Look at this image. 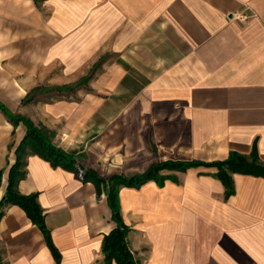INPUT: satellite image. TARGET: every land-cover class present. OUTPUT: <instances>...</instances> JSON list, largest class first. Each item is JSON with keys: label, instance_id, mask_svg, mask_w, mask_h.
Listing matches in <instances>:
<instances>
[{"label": "crops", "instance_id": "crops-1", "mask_svg": "<svg viewBox=\"0 0 264 264\" xmlns=\"http://www.w3.org/2000/svg\"><path fill=\"white\" fill-rule=\"evenodd\" d=\"M99 60L78 100L23 103L32 90L71 85L44 84L60 65L88 70L81 80ZM0 100L100 175L254 148L264 165V0H0ZM25 132L0 111V199ZM26 169L18 189L38 193L61 260L11 205L0 221L3 262L101 264L116 227L106 193L38 155ZM217 172L164 169L163 182L120 188L138 264H264V176L233 173L227 196Z\"/></svg>", "mask_w": 264, "mask_h": 264}, {"label": "trees", "instance_id": "trees-1", "mask_svg": "<svg viewBox=\"0 0 264 264\" xmlns=\"http://www.w3.org/2000/svg\"><path fill=\"white\" fill-rule=\"evenodd\" d=\"M100 62L102 60L94 64L91 69L92 72H94ZM92 72L76 84L40 87L32 90L25 97L23 103L35 100L36 96H43L44 100H48L50 99L49 94L53 95L55 93L58 96L59 94L63 95L66 92H72L86 87L92 79ZM0 111L12 122L15 128L20 123L26 127L25 135L15 149V161L9 168L6 190L0 199V221L9 206L17 205L21 207L33 223L42 230L45 241L51 249L57 263H60L61 254L53 242L51 231L46 225L45 213L39 204L38 193L22 194L18 189L19 182L27 176L26 166L29 155H38L49 161L53 167H62L75 172L83 182L94 183L98 194H101L103 191L106 193L116 227L104 236L102 250L105 257L101 264H112L113 261H116L117 264H138L127 241L129 227L125 224L121 215L119 202V190L121 187L129 186L140 188L146 182L157 179L163 182L166 176L160 175V172L164 169L186 171L193 166L207 165L218 168V172L215 175L224 183L227 188L226 195L229 196L234 192L233 173L264 176V165L258 160L259 157L256 148L253 149L249 157L237 152H231L227 159L214 162L164 161L155 163L145 172L132 176L123 174L100 175L94 169L80 162L79 157L75 154L56 146L52 141V136L49 131L38 126L29 117L14 114L1 100ZM2 178L3 170L0 169V185L2 184ZM0 264H6L2 260L1 250Z\"/></svg>", "mask_w": 264, "mask_h": 264}, {"label": "rangeland", "instance_id": "rangeland-1", "mask_svg": "<svg viewBox=\"0 0 264 264\" xmlns=\"http://www.w3.org/2000/svg\"><path fill=\"white\" fill-rule=\"evenodd\" d=\"M67 48H65L66 50ZM67 56V55H65ZM71 65V64H70ZM68 67H65L64 65H60V67H58V71L56 72V69L53 71V78H51V76L46 79L44 77V84L45 85H51L53 83H59V84H76L80 78L82 77L83 74L88 73V70H82V71H69L70 69ZM51 71H49L48 73H50ZM92 72V71H91ZM90 72V73H91ZM101 72V64L98 65V67L94 70V72H92V78L96 77V75H98ZM48 73H44L45 76L46 74L48 75ZM89 73V74H90ZM56 74H58L57 76H55ZM55 76V77H54ZM86 90H89V86L86 87H82L78 90H74L72 92H66L63 95L59 94V97H63V98H70V99H75L78 100L81 95L85 92ZM50 96V98H58V96L55 95V93L53 95H48Z\"/></svg>", "mask_w": 264, "mask_h": 264}, {"label": "built area", "instance_id": "built-area-1", "mask_svg": "<svg viewBox=\"0 0 264 264\" xmlns=\"http://www.w3.org/2000/svg\"><path fill=\"white\" fill-rule=\"evenodd\" d=\"M236 16L239 17V18H247L245 15L240 16V15L236 14Z\"/></svg>", "mask_w": 264, "mask_h": 264}]
</instances>
